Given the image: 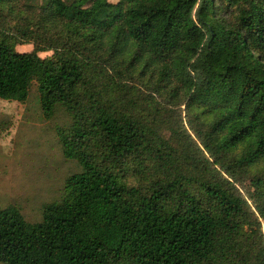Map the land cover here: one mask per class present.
Masks as SVG:
<instances>
[{
  "label": "trees",
  "instance_id": "trees-1",
  "mask_svg": "<svg viewBox=\"0 0 264 264\" xmlns=\"http://www.w3.org/2000/svg\"><path fill=\"white\" fill-rule=\"evenodd\" d=\"M34 84L79 172L0 264H264V0H0V100Z\"/></svg>",
  "mask_w": 264,
  "mask_h": 264
},
{
  "label": "rangeland",
  "instance_id": "rangeland-1",
  "mask_svg": "<svg viewBox=\"0 0 264 264\" xmlns=\"http://www.w3.org/2000/svg\"><path fill=\"white\" fill-rule=\"evenodd\" d=\"M108 14L101 11L96 19ZM16 50L29 52L32 47L18 45ZM69 124L63 111L44 116L35 84L24 103L0 100V211L14 207L25 221L36 224L43 220L46 205L60 201L65 180L79 172L74 161L63 157L58 140V129Z\"/></svg>",
  "mask_w": 264,
  "mask_h": 264
}]
</instances>
